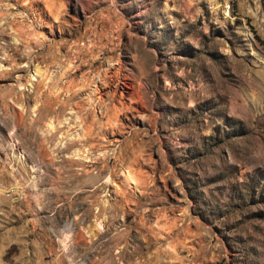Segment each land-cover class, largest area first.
I'll return each mask as SVG.
<instances>
[{
    "label": "rangeland",
    "instance_id": "obj_1",
    "mask_svg": "<svg viewBox=\"0 0 264 264\" xmlns=\"http://www.w3.org/2000/svg\"><path fill=\"white\" fill-rule=\"evenodd\" d=\"M0 264H264V0H0Z\"/></svg>",
    "mask_w": 264,
    "mask_h": 264
}]
</instances>
